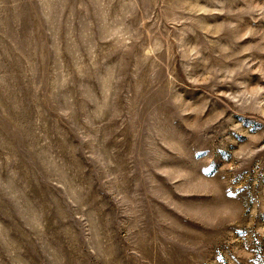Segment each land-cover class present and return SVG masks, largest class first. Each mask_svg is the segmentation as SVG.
Masks as SVG:
<instances>
[{
	"label": "rangeland",
	"instance_id": "obj_1",
	"mask_svg": "<svg viewBox=\"0 0 264 264\" xmlns=\"http://www.w3.org/2000/svg\"><path fill=\"white\" fill-rule=\"evenodd\" d=\"M0 264H264V0H0Z\"/></svg>",
	"mask_w": 264,
	"mask_h": 264
}]
</instances>
